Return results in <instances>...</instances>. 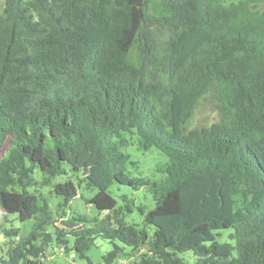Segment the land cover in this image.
I'll return each instance as SVG.
<instances>
[{
  "label": "trees",
  "instance_id": "16d2710c",
  "mask_svg": "<svg viewBox=\"0 0 264 264\" xmlns=\"http://www.w3.org/2000/svg\"><path fill=\"white\" fill-rule=\"evenodd\" d=\"M261 2L0 0V216L35 221L0 264H42L53 244L91 264L96 238L105 264H264ZM206 96L218 119L189 127ZM130 146L167 157L160 181L129 175ZM114 184L154 207L118 204ZM77 197L98 217L75 214Z\"/></svg>",
  "mask_w": 264,
  "mask_h": 264
},
{
  "label": "rangeland",
  "instance_id": "374dc122",
  "mask_svg": "<svg viewBox=\"0 0 264 264\" xmlns=\"http://www.w3.org/2000/svg\"><path fill=\"white\" fill-rule=\"evenodd\" d=\"M237 1V0H233ZM1 4V3H0ZM259 8L264 9V2L259 3ZM216 105L210 96H206L201 104L196 106L194 111L193 119L189 123V127H204L208 126L210 123L216 121L217 114H215ZM125 152L129 155L131 161H134L137 165V169L133 167H127V172L129 175L134 177H143L150 181H160L162 174L159 173L158 169L164 167L168 163V159L165 155L159 152L157 149L152 148L148 151H141L136 148V146H130L125 149ZM81 179L91 180L97 175L95 168L86 169L81 174H78ZM77 174H72L70 172L67 175L57 177L53 182H62L66 178H70L73 181H76ZM50 187H43L40 189L42 194L47 197V202L49 204V209L52 213L53 218L58 221L56 225L60 227V222L58 218V203L59 198L55 195L50 194ZM111 194L116 198L118 204H121L119 198L120 195L126 194L129 198H132L136 205H144L146 210H150L154 207V201L152 196L144 189L138 191H133L131 188L124 185L114 184L110 188ZM95 193L89 192L85 196H92ZM82 194V190L79 189V195ZM70 207L75 214L85 215L89 218L98 217V211L92 206L86 204L80 198H75L70 202ZM69 210L67 209V213ZM142 216L135 209L133 213L127 216V221L132 223L140 224ZM34 220L19 221L16 216H9L7 221H3L0 216V227L3 226L4 229L18 230L17 237H6L4 234L0 233V257L4 258L8 249L14 247L19 239L25 238L31 231L34 224ZM227 231H223V234H226ZM69 248L72 247L73 240L69 239ZM112 249V244L108 240H103L101 238H96L93 246L86 253L87 258L91 264H105L103 256L107 254ZM129 249L125 248V252H128ZM187 257H190V254H185ZM132 258L129 256H123L122 254L119 258L112 264H127ZM135 259V257L133 258ZM42 264H88L86 259H82L79 256L75 255L73 251H66L62 247H57L54 244L51 248L47 249L45 257L41 259ZM133 263V261H130Z\"/></svg>",
  "mask_w": 264,
  "mask_h": 264
}]
</instances>
